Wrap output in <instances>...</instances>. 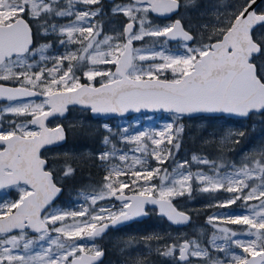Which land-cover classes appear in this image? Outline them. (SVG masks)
Masks as SVG:
<instances>
[{"label": "snow or ice", "instance_id": "obj_1", "mask_svg": "<svg viewBox=\"0 0 264 264\" xmlns=\"http://www.w3.org/2000/svg\"><path fill=\"white\" fill-rule=\"evenodd\" d=\"M98 3L0 0V101L5 102L0 115L30 117L21 123L11 121L7 128L0 124V189L19 188L18 199L0 203V264H94L102 253L90 249L84 241L104 232L108 226L103 223L105 219L113 224L128 220L144 214L145 205L151 204L170 221L186 222L189 217L172 201L185 191L191 194L193 184L205 193L223 190L231 194L216 205L222 209L238 201L243 205L239 213L209 217L210 223L219 221L224 225L213 224L220 235L213 234L211 247L225 253L227 264H264V160L252 167L244 165L222 172V165L194 155L192 162L207 165V172H193L190 162L182 161L161 175L159 168L146 166L145 157L166 162L171 150L165 141L174 143L171 124L153 134L141 132L134 138L125 137V143L136 145L131 152H139L138 156L129 157L128 152L115 150L99 154V159L109 162L108 174L101 190L91 196L89 207L45 214L61 189L54 182L42 149L64 139L61 126L50 128L45 121L56 114L63 116L69 105L84 106L92 113L160 109L176 118L194 113L246 116L264 111V64L257 65L254 56L264 55V48L251 34L257 22L264 23V14L258 15L253 8L256 0H244L226 21L220 22L214 42H200L196 47L192 46L193 36L179 20L153 27L149 19L153 14L168 16L175 12L178 0H129L115 6L114 13L128 18L118 36L102 34L94 20L99 11L76 7ZM56 19L68 22L53 23ZM33 21H43L45 33L58 34L61 46L77 47L55 57L46 54L50 47L47 44L34 49ZM145 37H164L165 43L180 39L184 52L167 54L164 48L157 51L155 47H134V42ZM50 59L53 63L48 67ZM148 61L151 63L145 67ZM36 97H42L40 102L25 99ZM146 141L154 146L151 151ZM104 143H109L107 137ZM174 147L178 149L179 145ZM116 159L120 163H111ZM72 171L69 166L64 174ZM154 179L160 183L153 184ZM113 198L120 203L118 210H113V205L94 207L98 201ZM228 225L245 228L237 232ZM30 233L38 234L39 241L30 239ZM225 242L241 249V253L231 252ZM37 246L39 250L34 251ZM177 252L178 264H191L193 257L201 264H225L224 260L213 259L210 249L202 247L199 240L173 244L164 254Z\"/></svg>", "mask_w": 264, "mask_h": 264}, {"label": "rangeland", "instance_id": "obj_2", "mask_svg": "<svg viewBox=\"0 0 264 264\" xmlns=\"http://www.w3.org/2000/svg\"><path fill=\"white\" fill-rule=\"evenodd\" d=\"M207 6L204 9H194V13L197 16H209L211 15L212 19L210 20H193L192 18V12L190 9H193V5L196 3V0H181V7L180 11L177 13L175 17H178L181 21H185L184 27L189 31L194 32L196 36V42L192 43L193 47L198 46L200 42H205V35H212L216 31V27L220 25L221 21H226L228 18L227 14H232L234 12V9L229 6L228 0H219L217 2L216 0H206ZM63 3L64 0H61ZM129 3V0H117L112 3H107L104 0H99L98 4L95 5H90L86 6L83 4H78L76 5L77 8L84 9V8H90L93 11H99V15L94 17L95 22L102 28V34L107 35V36H118L120 33L123 31V26L126 22H128V18L123 14V13H114L113 8L117 5H122V4H127ZM260 6L264 10V0L260 3ZM107 10V11H106ZM122 15V16H121ZM174 18V17H173ZM173 18H165V19H157L155 22H151L153 27H163L164 25H170L172 24ZM69 19H74V17L69 18ZM182 21V22H183ZM53 23L57 24H63L67 23V20L63 19H56L52 21ZM38 37L41 36H46V35H51L53 37V45L52 43H47L41 41V38H39L36 43L34 44V49H39L41 45H49V49L47 51V55L50 57H55L57 55H62L64 54L67 50L69 49H75L77 46L76 45H68V46H61L60 44V39L61 37L56 34V33H45L44 28L39 27L36 32ZM255 35L257 36L258 39H262L264 41V24L260 25V27H257L255 30ZM146 38V37H145ZM139 43L143 41H138ZM184 42L179 41L177 43H170L166 42L165 43V38L164 37H148V40L144 42V44H138L137 42H134V47H143V48H152L155 47L157 51H159L161 48L167 49V54H176V53H183L184 48H183ZM37 61H39V56L35 58ZM159 62V61H157ZM47 66L51 67L53 61L50 59L47 62ZM151 63V61L145 62L144 66L147 67V64ZM79 74V73H78ZM169 76L171 77V73H168ZM83 77H82V82H83ZM86 82V81H85ZM42 98L38 99H31L34 100L35 102H40ZM5 102L0 103V107L4 106ZM76 110L72 114H68L66 118L61 121L64 126L66 124H69L74 121H81L83 119V113H88V110L84 109H79L75 108ZM89 114V113H88ZM172 115V116H169ZM203 116H195L193 118H188L184 117V121H180L178 118L174 116L172 113H153V114H145L143 116H131L129 118L123 117V118H115V119H92L93 124L98 125L100 128L104 129L107 132H110V135H107L106 137L109 140L108 144H105V138L103 139V152H111L115 150L117 153L120 152H128L129 157H131L133 154L134 155H140L139 152L132 153L131 150L136 147L134 143H125L124 138L129 137V138H134L135 136L139 135L141 132H144L146 134H153L156 132H159L161 130H166V125L171 124L172 125V133H173V144H167V141H165V145L167 149L171 150V155L168 157L167 163L165 165H161L155 158L152 156H146L145 158L148 161V164L146 165L149 168H159L161 171V175L163 174V171L165 169L168 170V172H171L173 168L176 167L177 163H180L182 161H190L191 164V170L193 172L197 170H203V171H208V166L206 169H199V168H193V166L196 164L192 162V157L194 156L193 154L189 155V152H187V147L185 146L184 143H181V134H185V138H187V126H197L201 127L204 124V121L200 118ZM26 119H30V117H17L14 116L10 113H4L0 115V124H2L5 128L9 126V123L11 121H15L16 123H21L24 122ZM59 120H51L49 122L50 126L56 125L59 123ZM65 122V123H64ZM247 121L244 119H241L240 122L238 123H232L229 122L226 124L225 122L221 121L219 122V125H221V134L217 135V138L220 139L222 145L224 147H227L229 141L233 138V134H238L241 132L242 127L246 125ZM255 124L252 123L251 129H254ZM182 129V130H181ZM214 139L212 136H206V138L202 139L203 141H208ZM149 144V151H151L153 145H151L150 141H146ZM174 144H178L179 147L178 149L174 147ZM115 146V147H114ZM61 154L64 155H77L76 153H73L68 150L67 148H54L51 150H44L43 151V156L45 158L51 157V156H60ZM84 155H87L88 153L84 152ZM197 156V155H195ZM200 157V156H197ZM241 157V163L240 164H235L233 162L226 163L223 161H219L216 165L217 166H223L221 169L222 172H231L234 168H240L243 167L244 165H248L249 167H252L256 161H261L264 160V131L260 132L258 136H256V140L253 141V143L249 144L247 148L244 150ZM204 158V157H203ZM99 159V158H98ZM209 160L208 158H206ZM99 165L104 168L105 170V176L108 174V168H109V162L102 161L101 159ZM210 161V160H209ZM213 162V161H210ZM111 163H120L118 159L112 160ZM51 170V168H49ZM64 168L62 170V176L64 174ZM105 176H103L102 179V185L101 187L96 190V191H88V192H77L74 195H72L70 202H66V200L61 203L56 201L54 204H52L48 208V213L54 212V211H79L81 210L82 207H89L91 203V196L95 195L98 193L101 188L103 187ZM60 180H56L57 183H60ZM255 183H258L259 181H254ZM153 184H159L160 181L159 179H154L152 181ZM188 192L185 191V194L183 196H176L173 199L174 205L183 211H195L193 208V205L188 202L186 198V194ZM213 193L210 195L208 198V201L206 202L207 208H210L209 215L206 217V224L207 226L205 227L208 229V234L207 237L204 234V240H203V235H198L196 236V233L198 234V230L201 229V225H191L189 226L188 229L186 228H177L175 230H167L165 233L168 235L171 239L167 242L168 247L166 248L165 252L168 251L169 246L173 244H179L182 243L184 240H199L200 243L207 240V243H209L210 247V241L213 237V234H216L219 236L220 234L216 231V228L213 227V224L219 223L220 226H224L221 222L219 221H213L212 223L209 222V217L213 216L216 213H220L223 215L225 212H233V213H239L240 210L242 209V202L238 201L237 204L232 205L229 209H222L216 205L220 201L226 200L231 194L221 190L217 192H211ZM19 197V188L12 186L10 189L6 188L0 191V203H9L12 201H15ZM250 203H257L256 201H252ZM109 205H113V210H118L120 207L119 201H116L114 198L113 199H106V200H101L98 201L97 205L94 207L96 209H99L100 207H107ZM91 210V208L89 209ZM149 212H153L155 210H148ZM196 212V211H195ZM109 220V219H105ZM70 222V220H69ZM104 222V221H103ZM59 225V222L57 224ZM229 228L232 230H235L237 232H242L245 228L243 225H228ZM105 234V233H104ZM53 237H55V233H51ZM102 235V234H101ZM99 237V236H98ZM29 238L34 240V241H39V235L38 234H30ZM110 239L109 236L105 238ZM245 239H250V237H245ZM96 238L92 240H86L84 243L89 246L90 249H98V244L96 243ZM218 243L221 241H217ZM43 243H47V241H44ZM226 247L230 248L231 252H234L236 254L241 253V249L235 247V245H230L227 242H225ZM201 246L203 247L202 243ZM140 248V247H138ZM135 253V255H141L142 253L138 250ZM211 255L213 259H220L224 260L225 264H227V257L224 252H219L215 250L214 248L211 247ZM39 250L38 246L37 248L34 249ZM136 250V249H135ZM176 257L177 260H174L176 262L175 264H178V252L173 253ZM171 258V255H169ZM133 261L139 260V257H134L131 258ZM191 264H201V262L197 258H190ZM179 264H183V262H179Z\"/></svg>", "mask_w": 264, "mask_h": 264}, {"label": "trees", "instance_id": "obj_3", "mask_svg": "<svg viewBox=\"0 0 264 264\" xmlns=\"http://www.w3.org/2000/svg\"><path fill=\"white\" fill-rule=\"evenodd\" d=\"M216 1L219 2V0ZM228 2L229 6L232 7L235 12L239 9L240 5L244 3V0H228ZM207 3L208 2L206 0H196V3L192 4L194 8L190 10L192 12L193 20L212 19L211 15H205L202 17L197 16L194 13V9H199L198 11H200L201 9L206 8ZM181 6L182 5H180V7ZM232 14L230 13L227 15L230 17ZM149 19L151 22H155L156 20L153 16H150ZM183 23L185 24V21H183ZM42 24L43 21H40L39 23L33 21L31 23L35 43L39 38H41V41L52 43L53 45V37L51 35L41 37L37 36V29L39 27L43 28L41 26ZM215 27V31L217 32L220 25ZM215 33L212 35H205V42H213ZM253 38L261 45L262 48H264V41L257 38L255 31L253 32ZM146 40H148V37H146L143 42L137 43L144 44ZM194 42H196V36ZM255 62L257 65L264 64V55L260 54L256 56ZM167 75L169 76V74ZM75 110V108H70L68 114H72ZM83 116L84 117L81 121H74L66 124V142L64 145L58 147H65L70 150L73 155L74 153L77 155L72 156L61 154L56 157H47L48 167L53 171L55 181L61 179L60 183H58L63 188L61 196L58 198V202L61 203L65 200L67 202L71 199L72 195L77 192L98 190L102 185L103 176L106 174L104 168L99 165L100 160L98 158L99 154L103 151L102 141L107 135H110V132H107L98 125L93 124L92 118L88 113H83ZM135 116L140 117L143 115ZM129 117L131 116L126 118ZM178 119L180 121H184V117ZM200 119L204 121V124L201 127L186 125L188 139L185 138V134H181V143L185 144L189 155L193 154L208 158L215 164L219 161L240 164V155H242L249 144L256 140V136H258L260 132L264 131V112L262 114L252 113L249 118L244 119L247 123L242 127L241 132L233 134V138L229 141L227 147H224L220 139L217 138V135H219L222 129L219 122L223 121L226 124L229 122L238 123L241 119H227L220 116H205ZM252 123L255 124L254 129H251ZM206 136H212L214 139L205 142L202 139L206 138ZM84 152H87L88 154L84 155ZM167 160L165 163L160 164L162 166L165 165ZM69 166L73 169L72 173L70 175L62 176V170ZM206 167L207 165L197 163L193 166L194 169H206ZM212 194L213 193L211 192H202L196 184H193L191 194L187 193L185 195L188 202L193 205V208L196 211H188L191 218L189 226L193 224L201 225V229L198 230V234L196 233V236L203 235V240L204 234L207 237L209 232L208 229L205 228L207 226L205 219L208 217L210 211V208H207L206 206V202ZM68 202H70V200ZM189 226H186L185 228L188 229ZM168 229L175 230L177 228L170 226L165 219L159 217L155 211L149 212L148 217L141 221L130 223L118 229H108L105 234L100 235L97 237L98 240H96L98 247L103 249L105 252V256L101 264H175L176 262H174V260H177V257L174 254L171 255V258L169 255L164 254L166 248L168 247L167 242L171 239L165 233ZM107 236H109L110 239L106 240L105 238ZM201 243L203 247H208L210 251L212 250L209 243H207V240ZM137 248L142 253L141 255H135ZM134 257H139V260H131V258Z\"/></svg>", "mask_w": 264, "mask_h": 264}, {"label": "water", "instance_id": "obj_4", "mask_svg": "<svg viewBox=\"0 0 264 264\" xmlns=\"http://www.w3.org/2000/svg\"><path fill=\"white\" fill-rule=\"evenodd\" d=\"M106 2H109V3H112L114 2L115 0H104ZM262 2V0H256V3L253 5V8L254 10L256 11L257 8L259 7V4ZM178 3H179V8H180V2L178 0ZM177 9L175 12L171 13L170 15L168 16H157L155 14H153L152 16L156 17V18H159V19H165V18H173V21L172 23H174L175 21L179 20L181 22V25L184 27L183 25V22L178 18V17H175L177 15V13L180 11V9ZM258 15H261V14H264V11L263 12H259L257 13ZM128 22H126L123 26V28L126 26ZM264 23L262 22H257L254 26H253V29H252V38H253V31L254 29H256L257 27H260V25H263ZM184 29L186 31H188L185 27ZM33 31V30H32ZM190 35L193 36L194 38V34L193 32H191L190 30L188 31ZM254 40V38H253ZM179 41H182L180 39H176V40H169L168 42L170 43H177ZM255 41V40H254ZM183 42V41H182ZM214 42V41H213ZM258 45H260L257 41H255ZM33 45H34V33H33ZM261 46V45H260ZM260 54L256 53L254 54V56H258ZM114 70V69H113ZM38 98H42V97H36V98H25V99H38ZM0 102H3V101H0ZM71 107H75V108H79V109H84V110H88V113L90 115V117L92 119H114V118H123V117H128V116H132V115H136V114H139V115H142V114H153V113H170L168 111H165V110H160V109H140L139 111L135 110V109H128L127 111L121 113V112H116V113H92L91 110L89 108H86L84 106H81V105H69L68 106V110L64 113L63 116L59 115V114H56L52 117H49L45 123L48 127L50 128H55L57 126H61L63 129H64V139L63 140H59V141H55L53 142L52 144H49V145H46L45 146V149H42V152L46 149H51V148H57V147H60L62 145H64V143L66 142V139H67V134H66V129H65V126L61 123V121H63L64 118L67 117L68 115V112H69V108ZM264 111H252L250 112L248 115L246 116H242V115H238V114H234V113H194V114H185L183 117H188V118H193L195 116H211V117H216V116H220V117H224V118H233V119H247L249 118L250 115H252V113H256V114H262ZM59 120L60 122L57 123L56 125H53V126H50L49 125V122L51 120ZM43 158H45L43 156ZM46 159V158H45ZM47 160V159H46ZM55 182V181H54ZM56 183V182H55ZM58 188H60V192H58L54 197H53V200L52 202L50 203V205L48 206V208L54 203L56 202V200L60 197L61 193H62V190L63 188L56 184ZM7 188V187H6ZM5 189V188H4ZM3 190V189H0V191ZM174 205V203H173ZM175 206V205H174ZM176 207V206H175ZM177 208V207H176ZM149 209H152V210H155L156 214L159 216V217H162L165 219V221L172 227H176V228H183V227H186L189 225L190 223V214L186 211H183V210H180L177 208L178 211H181L183 213H185V215H187L189 217V219L186 221V222H182V223H175L173 221H170L165 215H162L160 214L159 212V209H158V206H154V205H151V204H147L145 205V209H144V214L142 215H138V216H133L132 218L128 219V220H120L118 221L117 223L113 224L111 220H106L104 221L103 223L107 224L108 226L105 228L104 232L101 233V234H104L108 229H118L122 226H125V225H128L130 223H133V222H136V221H141L143 220L144 218L148 217L149 215V212L148 210ZM100 225L98 224V227ZM31 234H36V233H31ZM99 251L102 253V255L97 258V260L94 262V264H100L103 259H104V256H105V252L103 249H99ZM92 254H94V252H92Z\"/></svg>", "mask_w": 264, "mask_h": 264}, {"label": "flooded vegetation", "instance_id": "obj_5", "mask_svg": "<svg viewBox=\"0 0 264 264\" xmlns=\"http://www.w3.org/2000/svg\"><path fill=\"white\" fill-rule=\"evenodd\" d=\"M179 2H180V5H181V0H179ZM264 10H263V8L260 6V4H259V7L257 8V10H256V12L257 13H259V12H263ZM256 29H254V31H255ZM253 31V32H254ZM192 32V31H191ZM193 34H194V32H193ZM194 36H195V34H194ZM0 103H2V102H0ZM12 187V186H11ZM11 187H7V188H11Z\"/></svg>", "mask_w": 264, "mask_h": 264}]
</instances>
